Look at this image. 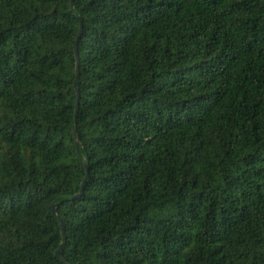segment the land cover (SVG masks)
<instances>
[{
	"label": "trees",
	"instance_id": "trees-1",
	"mask_svg": "<svg viewBox=\"0 0 264 264\" xmlns=\"http://www.w3.org/2000/svg\"><path fill=\"white\" fill-rule=\"evenodd\" d=\"M73 6L0 0V264H264V0Z\"/></svg>",
	"mask_w": 264,
	"mask_h": 264
},
{
	"label": "water",
	"instance_id": "water-1",
	"mask_svg": "<svg viewBox=\"0 0 264 264\" xmlns=\"http://www.w3.org/2000/svg\"><path fill=\"white\" fill-rule=\"evenodd\" d=\"M74 0H71V7H72V11H74ZM81 20V18H79ZM82 32H83V27L81 26L80 27V30H79V33H78V36H77V39H76V42H75V45H74V52H75V57H76V80H75V87L77 89V104H76V118H77V115H78V111H79V104H80V94H79V90H78V76H79V72H80V58H79V54H78V44L80 42V39H81V36H82ZM74 136H75V141H76V145L78 146L79 145V142H80V137L78 135V133L75 131L74 132ZM86 170H87V173H86V179L85 181L83 182L82 184V187H81V190L80 192L75 195L71 201H75V200H78L80 198H82L84 196V193H85V188H86V185H87V181L89 179V167L86 166ZM52 213L53 215L57 218V209L56 207L54 206L53 207V210H52ZM60 225H62V221L60 219H58ZM62 237H63V244L61 245V247L64 246L65 242H66V239H65V230L63 229L62 230ZM56 256L58 258H62V255H61V251L59 250L56 254Z\"/></svg>",
	"mask_w": 264,
	"mask_h": 264
}]
</instances>
